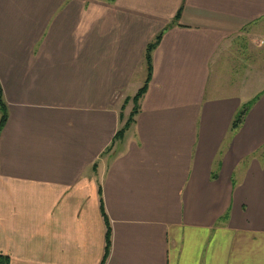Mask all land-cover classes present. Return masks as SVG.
Returning <instances> with one entry per match:
<instances>
[{"label":"crops","instance_id":"0c3cea01","mask_svg":"<svg viewBox=\"0 0 264 264\" xmlns=\"http://www.w3.org/2000/svg\"><path fill=\"white\" fill-rule=\"evenodd\" d=\"M262 54L264 0H0V254L264 264Z\"/></svg>","mask_w":264,"mask_h":264},{"label":"trees","instance_id":"16d2710c","mask_svg":"<svg viewBox=\"0 0 264 264\" xmlns=\"http://www.w3.org/2000/svg\"><path fill=\"white\" fill-rule=\"evenodd\" d=\"M181 8H179L174 16V20H177L180 15ZM162 32H160L154 40L148 42L145 48V54H144V59H145V65H146V77L144 79L143 84L140 86V88L137 90V92L130 98L133 102V107L131 108L129 115L125 122L118 128V130L115 133V139L119 140L123 136L125 130L130 126V124L133 121L134 115L137 113L138 110V100L141 97V95L145 92L147 85L150 80L151 76V70H152V63H151V55H152V50L154 47L157 45V43L160 40ZM129 100L126 99L125 102ZM252 103V100L245 102L241 108L236 112L234 115V118L231 123V127L235 128L239 126V124L243 121L246 112L248 111L250 105ZM7 118V112H6V104L3 99V93H2V88L0 85V130L2 126L4 125L5 121ZM102 215L104 218V223H105V248H104V254L101 260V264H104L109 253L110 245H111V227L109 220L107 216L105 215V212L102 208ZM0 264H9V258L7 255L0 254Z\"/></svg>","mask_w":264,"mask_h":264},{"label":"rangeland","instance_id":"374dc122","mask_svg":"<svg viewBox=\"0 0 264 264\" xmlns=\"http://www.w3.org/2000/svg\"><path fill=\"white\" fill-rule=\"evenodd\" d=\"M262 58L264 59V54H262ZM260 72H262V71H260ZM144 75H145V70H142L141 73H139L137 76H139V79H140ZM260 83H258V85H246V86L244 85V89H245V91H248L249 93H251L253 91V89H255L259 86ZM131 107H132V105L130 106L129 110L131 109Z\"/></svg>","mask_w":264,"mask_h":264}]
</instances>
